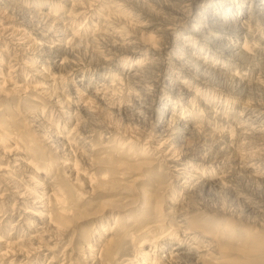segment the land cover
<instances>
[{"label": "rangeland", "instance_id": "rangeland-1", "mask_svg": "<svg viewBox=\"0 0 264 264\" xmlns=\"http://www.w3.org/2000/svg\"><path fill=\"white\" fill-rule=\"evenodd\" d=\"M59 1L49 0L51 3H48L59 7ZM72 1L77 4L74 11L78 14L73 17L68 30H71V33L76 32V38L78 37L77 40L80 41L76 42L75 47H70L72 51L66 56L68 64L74 69L72 70L73 74L68 72L64 78L56 76V83H42L43 80L37 73L42 66L41 59L34 57L31 50L24 49L27 47L26 42L12 38L9 40L0 38V76L6 81L2 87L0 79V88L2 94H5V97L0 98V140H2L0 144L7 149L19 145L16 146L19 151L23 152L27 158H33L40 169L39 178L40 183L43 184L38 187L33 184L28 185L27 179L20 176L22 174L11 173L13 184L4 183L0 178V252L6 250L12 252V256L5 262L0 260V264H95L89 260L90 250L93 246L102 248L109 238L114 240L115 247H107V249L105 246L107 250L114 249L113 251L110 249V252H113V260L108 264H245L247 260H249L247 264H252L248 254L249 250L246 247H249L248 244H253V241L257 242V238H264V215L255 214L256 212L253 213L246 208L248 205H253L263 210L264 213V168L259 167L261 158L258 161L255 160L258 162V167H255L253 174H250L242 166H236L231 160L220 161L229 156L225 151L218 152L216 159L213 158L214 161L203 163L199 159L200 156H207L209 151L210 153L216 152L217 145L206 143L203 138L192 136L181 121H171L170 123L167 120L166 125H160L162 122L160 113H162V107H167L168 116L175 114L187 122L189 120L192 122L191 124L197 123L203 128L215 129L219 127L218 129H220L225 126V130L229 129V132L233 131V126L231 127L229 124L226 126L224 122L222 125L216 118L227 116L226 118L233 119L236 117L238 121V112L242 113L245 110L247 113H251L250 110H261L262 113H257V115L262 114L261 118L264 121V76L259 70V56L253 61L251 60L252 65L246 66L245 69L230 63L232 66L227 74L234 75L237 69L243 79H248L247 82L251 84L243 86L238 84L236 79L218 78L215 75L210 76L208 81H199L191 73L178 70L176 61H170L165 72H160L157 66L161 64V60L158 57H155L158 60H156L157 64L154 69L143 72L144 67L138 68V63H141L146 57V52H142L141 56L133 57V62L130 64L134 71H138L136 80L129 81L130 85L125 84L118 73L123 64L119 62V66L116 67L118 61L115 60L124 59L126 54L121 53L116 59L109 57L114 52L111 45L116 40L109 30L100 33L99 27L96 26V24L101 25L102 23V12L108 8L112 11L114 9L113 13L121 14L120 18L124 21L132 20L135 23L137 19L138 22H144L148 26L142 32L143 42H147L148 35H153L152 38H155L153 40L159 44V41L164 42L166 39H160L156 34L155 27L150 26L152 25L149 23L150 18L142 13V6L150 8L149 10L158 17L169 19L171 13L164 8L167 1ZM110 2L114 4L108 6ZM115 4L121 6L116 7ZM174 23L177 24L180 34L186 32V29L182 28L184 26L186 28V24L179 20H174ZM26 35L29 36V39L33 38ZM210 51L216 52L211 49ZM250 53H253V50ZM218 54L213 57L210 52L206 54L204 50L200 54V58L219 69L223 59L216 58ZM169 55L178 56L176 51H171ZM104 58L108 60V63H103L102 59ZM14 62L19 63V66L16 67L18 72L15 70L8 74L6 67H11ZM169 73L175 74L179 81L178 84L184 83L192 92H197V98H192L195 102L188 103V99L170 93L169 81L166 80V75L170 78ZM77 81H81L85 85L90 83L92 86H96L101 85L102 82L109 86L112 84V86L102 91L104 103L90 97L88 100L90 102H87L88 107L84 110L74 94L75 89L79 88H77ZM131 82L142 87L155 82L154 85L157 86L148 95L136 93V97H138L136 103L143 104L140 105L142 109L139 111L136 110L139 106L137 107L131 101L133 100L131 92L140 89L133 86ZM255 84L259 86L257 87ZM34 86L37 88H33ZM120 88L121 90H118ZM43 90L47 91L48 97L43 93ZM113 91L114 93H112ZM82 95H84L83 99L87 98V94L83 93ZM60 98H66L67 103L56 102ZM245 102L248 107L251 106L249 111L245 109ZM66 105L68 106L66 107ZM139 112L141 114H138ZM143 113L144 115H142ZM35 115L42 119L43 127L35 126L36 123H30L33 122L32 116ZM71 124L74 129L71 128ZM4 128L11 133L12 138L9 140L3 138ZM231 128L232 130H230ZM71 135L73 136L71 137ZM58 137L69 139L75 146L71 147L70 157H66L69 161H64V158L55 149L58 148L57 141L60 139ZM245 146L237 149L240 150V155H247V151L251 154L252 148L249 145ZM257 154L255 150H252L253 158H257ZM73 160L76 161L78 170L77 168L68 170L69 164L74 163ZM0 163V176H6L11 168L2 172L6 163L3 160H0ZM205 171L206 175L212 174L215 178L219 177L222 171L228 172V177L225 178L222 186L205 189L201 191L202 193L199 189H195L196 197L193 195L191 198L185 199L187 197L184 181L190 182L195 177L199 179ZM44 174L47 175L46 178H44ZM52 180H54L55 188L59 192L61 191L59 197H63V203L57 204L56 200L47 198L48 191L52 188V184L48 183ZM34 181L36 180L34 179ZM15 187L17 192L13 189ZM23 192L25 195L20 196L19 194ZM149 195L151 201L145 204L144 197H149ZM159 199L165 200L160 204L163 213L159 218L150 220L148 215L157 208ZM172 203L182 205L181 212L171 213L172 206L170 204ZM217 210L223 212V216L212 220L217 223L222 221L221 223H226L227 227L235 229V237H237L232 246L225 244V249L219 253L216 250L200 249L195 259L193 257H190L189 260L186 259L189 263L186 260L180 263H169V261L163 260L169 245L161 247L160 233L169 227L178 228L179 225H184V223H180L181 220L178 216L181 215L187 222L195 221L198 224L202 218L211 216V213L214 214L213 212H218ZM167 212L170 213L167 215ZM208 218L211 219V217ZM49 219H51V223L48 224ZM160 223L164 227L158 228ZM251 232L256 237L253 240H250L254 236V234L250 235ZM195 236L197 237L196 242L185 241L184 247L190 244L198 246L201 236L200 234H195ZM241 237L243 244L239 242ZM245 238H248L249 241L245 242ZM252 246L254 245H251L250 248ZM104 253L103 251L102 256Z\"/></svg>", "mask_w": 264, "mask_h": 264}, {"label": "bare ground", "instance_id": "bare-ground-1", "mask_svg": "<svg viewBox=\"0 0 264 264\" xmlns=\"http://www.w3.org/2000/svg\"><path fill=\"white\" fill-rule=\"evenodd\" d=\"M166 1H167V4H165L166 6L164 5L165 6L164 8L171 13V18H169V19H166V18L163 19L162 17H158L157 15H155V13H153L151 10H149L150 8H146V7L142 6V9H143L142 13H144L145 15H147L150 18L149 23L152 24L150 26L155 27L156 34L158 35V37L160 39H166V41H164V42L159 41L160 42L159 44L155 40H153V39H155V38H152L153 35H151V36L148 35L147 42H143L142 38L144 36H143L142 32L148 26L144 22H141V21L138 22L137 19L135 20V23H137V24L133 23L132 20L131 21H124L120 18L121 14L117 15V14L113 13L114 12L113 8H112L113 11L111 9L109 10V8H108L107 10L102 12V14H101L102 16L100 15L102 17V23H101V25L96 24V26L99 27V29H100V33L106 32L109 30L110 34H112L114 36V40H116L115 42L113 41V43L111 45L112 51H114V52L111 53L109 57L116 59L119 57V55H121V53L126 54L124 59L115 60V61H118V62H116V65H115L116 67L119 66V62H121L123 64L122 67L120 66V68H122V69L119 70L118 73L122 77V79H123L122 81H124L125 84L130 85L129 81H131V80L133 81V79L136 80L135 78L138 75L137 74L138 71H134L130 64H131V62H133V57L135 58L136 56H141L142 52H146V54H145L146 57L144 60L141 61V63H138L139 64L138 68L144 67L145 69H143V72H144V70H146L148 72L153 70L157 64L156 60H158L160 58L161 64L157 66L158 70L160 72H165V70L167 69L168 63L170 61H176L178 65L176 63L175 64L179 67V68H177L178 70L191 73L192 76H194L199 81H208L210 76L215 75L218 78L236 79L238 84L243 85V86H245V85L250 86L251 85V84H249L250 82H247L248 79L247 80L243 79L242 74H240V72L238 73L237 69H236V72L234 73V75H231L230 73H229L230 75L227 74V71L232 66L230 63L235 64L236 66H239L240 68L245 69L246 66L252 65L251 60L253 61L254 58L259 56V58H260L259 59V65H260L259 68L260 69L259 68L258 69L262 71V74L264 76V0H166ZM48 2H49V0H0V38H8V40H9V38L10 39L12 38V39L21 40V41L26 42L25 45L27 47L24 49H26V51L31 50V52L34 54V57L36 56L39 58V60L41 59V65L42 66L38 69L39 71L37 73L39 74L40 78H42V80H43L42 83L43 84H46V83L54 84V83H56L55 82L56 76H58V77L61 76L64 78V77H66L65 75H67L68 72L72 73V70H74V69H72L73 67H71L70 64H68L69 62H67L66 56L69 53H71V51H72V50H70V47L74 46L76 44V42L78 41L77 40L78 37L76 38V35H75L76 32L71 33V30L70 31L68 30L70 22L73 20V17L75 15H77L78 13L76 14L74 11V9H76V7H77V4L74 3L72 0H60L59 1V7H56L57 5H55V4L54 5L49 4L51 2H49V3ZM92 2H94V1H92ZM112 4H114V3L110 2L108 4V6H110ZM115 6L119 7L121 5L115 4ZM129 15H131V14H129ZM133 16H135V15H133ZM174 20H179V21L183 22L184 24H186V28H185V26L182 27V28L186 29V32H183L182 34H180L178 31V27L176 26L177 24L174 23ZM150 26H149V28H150ZM56 29H58V31H55ZM99 29L97 28V30H99ZM180 32H182V31H180ZM26 34L32 36L33 38L30 37V39H29V36H27ZM79 41H78V43H79ZM84 41L87 44L86 40H84ZM89 41H91V40H89ZM80 45H81V42H80ZM210 49L213 51H216V52H212V51H210ZM74 50H75V48H74ZM204 50L206 51V54H208L210 52L213 57L215 54L217 55V53H219L218 57L216 56V58L221 57L223 59V61H221V65H222L221 68H219V69L215 68L214 66H212L207 61H204L205 59L201 60L200 54ZM251 50H253V53H250ZM171 51H176L178 56L169 55ZM165 52H166V54H165ZM73 53H74V51H73ZM14 56H15V53H14ZM71 56H72V54H71ZM107 56H108V54H107ZM155 57H158V59ZM14 58H17V57H14ZM131 59H132V61H131ZM102 61H103V63H106V62L108 63V60L106 58L102 59ZM0 65H1V63H0ZM18 66H19V63L14 62V64L11 67H6L8 74L12 71H15L16 67H18ZM233 67H235V66H233ZM32 71L34 72V70H32ZM261 71H260V73H261ZM140 72H142V71H140ZM169 74H170V78L167 77V75H166V80L169 81L168 86H169L170 93L177 96V97H179V95H180V96H182L181 98L188 99V103H191V101L195 102L192 98H197V92H194V91L192 92L190 90V88H188L184 85V83L178 84L177 82H179V81L177 80L178 78L176 79L175 74H173V73H169ZM237 75H239V76L237 77ZM164 76H165V74H164ZM121 77H119V78L121 79ZM139 77H140V75H139ZM143 77H142V79H143ZM0 79L2 80L1 86L3 87L6 81L1 76H0ZM258 79H260V78H258ZM148 81H149V79H148ZM181 82H182V80H181ZM60 83H61V81H60ZM69 84H71V83H69ZM131 84H133V86H136L137 88L140 89L139 91L134 90L133 92H131L132 93L131 97L133 99L131 101H133V103L137 107L139 106L136 109L139 111L142 109V106H140V105H143V104L142 103H136L138 101V97H136L137 96L136 93L138 92L140 94L148 95L149 92H152V89H156L157 86L154 85L155 82H152L150 85L145 86V87H142L141 85H136L137 83H135V82H131ZM114 85H115V83H114ZM40 86H44V85H40ZM110 86H112V84ZM110 86L105 84V83H102V82H101V85L98 84L96 86H92V84H90V83L88 85H85L84 83H81V81H77V88L78 87L79 88L77 90L75 89L74 94L76 95L77 102L80 103L82 109L86 110L88 107L87 102H88L90 97L91 98L94 97L96 99H99L101 102L105 101L102 91H103V89L106 90L107 87H110ZM126 87H127V85H126ZM189 87H190V85H189ZM252 87H254V86H252ZM33 88H37V87L34 86ZM112 90H114V89H112ZM118 90H121V88ZM108 91H110V90H108ZM43 93L46 94L47 91L43 90ZM49 93L50 92L48 91V94ZM53 93L55 95V92H53ZM83 93L87 94L86 95L87 98H85V99L82 98L84 96V95H82ZM112 93H114V91ZM51 95H53V94H51ZM46 96H47V94H46ZM3 97H5V94H2V89L0 88V98H3ZM61 97H62V95H61ZM27 98H30V97H27ZM54 98H56V97H54ZM183 99H180V100H183ZM241 100H242V98H241ZM67 101L68 100L66 98H60V99H57L56 102H59L61 104H65V103H67ZM246 101H248V100H246ZM197 102H199V101H197ZM250 103H251V101H250ZM185 104H187V103H185ZM256 104H257V102H256ZM258 104H259V102H258ZM68 105H66V107ZM245 105H246L245 109H247V111H249L248 109L251 106L248 107L247 103ZM261 106H260V108H261ZM170 108H171V106H170ZM161 109H162V113H160V115L162 116V122L160 123V125H166L167 120L170 123H171V121H177V122L181 121L183 124L186 125V128L189 130V132L192 134V136L194 135L197 138H203V140L206 143H209V144L212 143L213 145H215V144L217 145L218 148H216V150H217L216 152L210 153V151L209 152L207 151L208 152L207 156L206 155L200 156L199 159L202 160L203 163L207 162V161H211V160L214 161L216 159L215 157L219 153L225 151V152H227V154H229V156L227 158L224 157L225 160L221 159L220 161H222V162L231 160V162H234L236 164V166H242L250 174L251 173L253 174V173H255V167H258L257 166L258 162H255V160L258 161L261 158L259 160V167L261 166L262 168H264V121H262V118H261L262 114L257 115V113H262L261 110H250L251 113L250 112L247 113L245 110L244 111L241 110L242 113H239V112L237 113L238 114L237 116H239L238 121H237L236 117L233 119H229V118H226L227 117L226 115H225L226 117L216 118L217 121H219L221 124L224 122V124L226 126L228 124L231 127L233 126V128H234L233 131L229 132V129H228V131L225 130V126L221 127L220 129H218L219 127L215 128V129H210L208 127L203 128L200 125H198L197 123L191 124L192 123L191 121L188 120V122H187L186 120H184L181 117L176 116L175 114H170L168 116L169 110L167 109V107H162ZM74 112H76L75 109H74ZM204 112H205V110H204ZM87 113H88V111H87ZM64 114H65V112H64ZM138 114H141V113L139 112ZM241 114H243V115H241ZM86 115H88V114H86ZM142 115H144V113ZM32 117L33 118H31V119L33 120V122L31 121L30 123H32V124L36 123L35 126L41 127L43 124L42 119L41 118L39 119L37 117V115L32 116ZM66 120H67V118H66ZM177 122H176V124H177ZM7 125H6V127H7ZM72 126L73 125L71 124V128L74 129ZM75 126H76V124H75ZM171 127H172V125H171ZM180 127H182V126H180ZM77 128H78V125H77ZM36 129H38V128H36ZM75 130H77L76 127H75ZM230 130H232V128ZM3 131H4V137L3 138H8V140H9V138H12L11 133L9 131H7L6 128H4ZM182 131H183V128H182ZM174 132H175V130H174ZM77 134H76V137H77ZM72 136L73 135H71V137ZM52 137H54V136H52ZM41 138H43V137H41ZM41 138H39V139H41ZM58 138H60L57 141L58 145L56 144L58 146V148H55V149L57 150V152L59 154H61V157L64 158V161H69L66 159V157H68V158L70 157V153H72L71 147L74 148L75 146H73L71 144L72 142H70L69 139H67V138H64V137H58ZM190 138H191V136H190ZM165 141H166V139H165ZM250 141H252V142H250ZM0 142H2V140H0ZM42 142H44V140ZM171 145H172V143H171ZM222 145H223V147H221ZM241 145L242 146L249 145L252 148V150H255V152L258 153L257 154L258 156H256L257 158H255V157H254L255 159L253 158L254 151H253V155H251L252 150H251V154L247 151V153H248L247 155L246 154L240 155L239 154L240 150L238 151L237 149L243 148ZM16 146L18 147L19 145H15L13 147H10L11 149H7L0 144V160H3L6 163V166L2 168V172L4 170L7 171L9 168H11V170H8V172L6 173L7 174L6 176L1 175L0 178L3 179L4 183L13 184L11 173L12 174H22L20 176H23L25 179H27L28 185L33 184L36 187L42 186L43 184L40 183V178H39V174H41V173H40V169L38 168L37 164L34 162L33 158H31V157H29L30 159L27 158L23 154V152L19 151L16 148ZM104 146H106V145H104ZM50 147H51V145H50ZM77 151H78V149H77ZM79 151H81V150L79 149ZM174 152H176V151H174ZM174 152H173V154H174ZM77 153H79V152H77ZM174 157H172V158H174ZM213 158H215V159H213ZM73 162H74L73 164H69L70 167L68 168V170L77 168L76 161L73 160ZM78 169L79 168H77V170ZM6 171H4V172H6ZM227 173L222 171L220 173V175L218 174L219 177L215 178V176L212 174L206 175V171H205L203 173V175L201 174L202 176L200 175L201 177L199 179H197L195 177L194 180L191 178L192 180H190V182L184 181V183L186 185V188H184V189L186 191V197H187L185 199H189L193 195H195L194 194L195 189H199L201 192L205 189H210L211 187H218L219 185L222 186L225 178L228 177ZM71 174H73V173L71 172ZM75 175H77V174H75ZM46 177H47V175L44 174V178H46ZM34 179L36 181H34ZM187 181H189V180L187 179ZM53 182H54V180H52L51 182L48 183V184H52V188L49 189V191H48L49 195L46 194L47 198L50 200H51V198L56 200L57 204L63 203V197H59V194L61 191L59 192L58 189L55 188L56 186H54ZM15 185H16V183H15ZM13 189H15V192H17L16 187ZM19 195L24 196L25 192H23L22 194L20 193ZM193 197H196V195ZM174 199H175V197H174ZM144 201H145L144 202L145 204H148L151 201L150 195H149V197H144ZM163 201H165V200L159 199V204H158L157 208L153 209L152 213H150L148 215V216H150V217H148V218H150V220L159 218V216L163 213L162 207H160V204L163 203ZM188 203H186V204H188ZM180 204H182V203H180ZM52 205H53V203H52ZM170 206H172L171 213H173V214H176L177 211L182 210V205L172 203V204H170ZM246 209L248 211L253 212V213L256 212L255 214H258V215L259 214L264 215L263 210H260L256 206L248 205ZM168 213H170V212H167L166 214L168 215ZM213 213L214 214L211 213V216H208V217H211V219L205 216L206 218H202L201 221L198 222V224L195 221L194 222H190V221L187 222L184 220L183 217H181V215L178 216V218H180V220H181L180 223H184V225H179L178 228L172 226V227L165 229L163 232L160 233L159 238L161 241V247L163 248L165 245H169V248L167 249L168 251L165 252L166 254L164 255L163 260L166 262L169 261V263L170 262L180 263L186 259L189 260L190 257H193L195 259L196 254L198 252H200L199 251L200 249H209L211 251L216 250L219 253L220 251H222V249H225V244L232 246V244H234L236 237H237V236L235 237V229L227 227L226 223H221L222 221L217 223V221L212 220L213 218L223 216V212H221L219 210L218 212H213ZM50 220L51 219H49L47 221L48 224L51 223ZM161 221H163V219H161ZM157 222H160V221H157ZM174 222H175V220H174ZM175 223H177V222H175ZM160 227H164L163 224L160 223V225H158V228H160ZM195 234H200V236H201L198 246H193V244H190V245H186V247H184V245L187 241H189V242L191 241L192 243L196 242L195 240L197 239L198 236L196 235L197 236L196 237ZM251 234H252V232L250 233V235ZM248 238L250 239V237H248ZM248 238H245V242H247V240L249 241ZM251 238L252 239H250V240H253V238H256L255 234ZM242 239H243L242 237H241V240L239 239L240 243L243 242ZM237 241H238V239H237ZM256 241L257 242L253 241V244L250 241L251 245H254V246H252V248H250L251 245L246 243L249 246L246 248L249 250L248 254L251 257V263L252 264H264V238H261V239L257 238ZM113 242H114V240L109 238L106 241V244H104L102 248L98 247V246H93L92 249L90 250L91 254H90L89 260H91V262L95 263V264H108V262L113 260L112 259L113 258V252H110V251L111 250L113 251L114 249L110 248L111 250L110 249L107 250L108 249L107 247H115V243H113ZM239 242H238V244H239ZM105 246L107 249H105ZM243 248H244V246H243ZM103 251L105 253L102 256ZM9 252L10 251H8V250L1 251L0 252V260L1 261L4 260V262H5V260L7 258L12 256V254H11L12 252H10V253ZM248 261L249 260H247L245 264H247ZM159 262H162V261H159Z\"/></svg>", "mask_w": 264, "mask_h": 264}]
</instances>
